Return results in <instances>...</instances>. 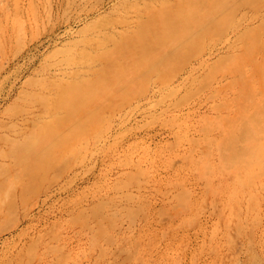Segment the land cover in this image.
I'll use <instances>...</instances> for the list:
<instances>
[{"label": "rangeland", "instance_id": "obj_1", "mask_svg": "<svg viewBox=\"0 0 264 264\" xmlns=\"http://www.w3.org/2000/svg\"><path fill=\"white\" fill-rule=\"evenodd\" d=\"M49 1L0 2V264H264V0Z\"/></svg>", "mask_w": 264, "mask_h": 264}, {"label": "bare ground", "instance_id": "obj_2", "mask_svg": "<svg viewBox=\"0 0 264 264\" xmlns=\"http://www.w3.org/2000/svg\"><path fill=\"white\" fill-rule=\"evenodd\" d=\"M2 0H0L1 2ZM65 0H50L48 2V7L49 8H54V6H60ZM81 4H89L90 5H94V4H97L98 3V0H78ZM28 4H29V8L31 11L34 12H37L38 10V7L40 6V0H27ZM224 3V2H223ZM221 3V5L223 4ZM261 13V11H258V14L257 16H259ZM12 13H10L9 10H7V8H5L4 10H2L0 12V18L2 19H8L10 18ZM88 15V14H87ZM77 18L79 16H76ZM88 18V17H86ZM258 19V18H257ZM75 20V19H74ZM209 28L207 27H203L199 30V33L200 34H206L209 32ZM240 32V31H239ZM262 33H264V18H263V21H259L257 23V25L255 26H252V27H248L246 28L244 31H242L241 33H239L238 35H240L239 37L242 38L243 37V40L244 42L246 43L247 41L249 42H253V45H255V47L257 48V44H258V38H259V35H261ZM243 46H245V44L241 43L239 44V46H233L231 47L230 49L232 50L231 52L229 51V49L227 48V54H221L222 57H220V64H229L230 62H241L243 60V57L245 55H251V61L254 62V59H255V56L252 55L251 51H249L247 54H246V51L244 52V54H242L239 50L244 48ZM235 49H237L235 51ZM259 55H257L258 57ZM28 58H30V55L28 54V56H26ZM31 59V58H30ZM246 65V63H243L241 64L242 68ZM234 67V66H233ZM5 70V67L4 66H0V75L1 73H3V71ZM2 78V77H1ZM238 79H236L235 81H233V83L237 82ZM249 81H247L248 83ZM234 88V87H233ZM262 96V93H252V94H249L247 96V100H250L252 103H257L259 102V100L261 99ZM52 191V187L49 186L45 191L41 192L40 194V197L38 199L36 203V206H39L40 204H45L48 200H50L53 196V193L51 192ZM45 196V198L43 199V197ZM36 206L33 205V206H29V207H26L24 209V213H19L17 214L16 216V219L18 220L17 221V224L15 225L16 227L24 222L26 219H28L32 212L35 211L36 209ZM132 211V210H130ZM135 211V210H134ZM159 238V237H158ZM157 238V239H158Z\"/></svg>", "mask_w": 264, "mask_h": 264}]
</instances>
